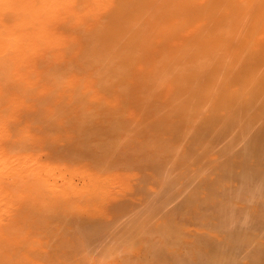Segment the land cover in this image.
Instances as JSON below:
<instances>
[{"label": "bare ground", "instance_id": "obj_1", "mask_svg": "<svg viewBox=\"0 0 264 264\" xmlns=\"http://www.w3.org/2000/svg\"><path fill=\"white\" fill-rule=\"evenodd\" d=\"M0 264H264V0H0Z\"/></svg>", "mask_w": 264, "mask_h": 264}]
</instances>
